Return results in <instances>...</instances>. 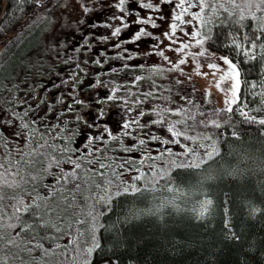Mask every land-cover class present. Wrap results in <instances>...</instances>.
I'll list each match as a JSON object with an SVG mask.
<instances>
[{
    "label": "snow or ice",
    "instance_id": "snow-or-ice-1",
    "mask_svg": "<svg viewBox=\"0 0 264 264\" xmlns=\"http://www.w3.org/2000/svg\"><path fill=\"white\" fill-rule=\"evenodd\" d=\"M20 2L34 3L35 8L40 10V18L47 15L55 19L56 7H67L60 4L59 0L55 4L52 0ZM96 2L97 0H88V3H83L80 0L85 17L96 10ZM100 7L104 5L100 4ZM110 7L115 10L112 15L104 21L97 19L90 25L93 29H110V35H96L95 32L87 34L83 42L74 47L76 56H68L64 52V63L74 62L67 77L57 71L58 81H49L47 87L41 85L42 92L49 95L50 103L41 99L33 104L31 101L35 97L32 93H26L20 98L14 97L11 101L0 98V104L9 106L7 110L11 116L0 119V125L15 128L10 136L5 135V130L0 128V147L4 148L5 153L0 156V264H66L68 247L78 245V237L82 235L77 226L84 221L74 212L78 206V196L84 190L97 186V177L106 175L100 170L123 167V164H116V160H123L126 164H139L137 178H141L143 172L140 169L145 165L150 167L147 162L156 159V156L147 154L150 151L149 141L162 145L171 142L186 149L181 138H188L184 129L189 120L192 127H196L197 116L211 115L213 112L219 116L225 110L231 113L233 105L239 106V114L245 120L264 125V118L253 114L264 113V0H135L134 4L132 0H113ZM133 16L135 19H132ZM160 21L166 22L168 27L157 35L150 29L161 28ZM83 23L84 17H81L79 24ZM136 25L139 27L134 28ZM216 29H220V32L216 33ZM217 34L226 41L223 47L234 49L237 57L242 55L245 64L255 61L261 65L260 78L251 81L245 78L242 81L238 62H233L229 56H221L219 59L227 65L226 71L215 62L209 63L208 67L215 70L213 75L218 71L222 72L216 81V87L226 91L231 97L225 100V110L213 109L206 113L199 106H195V111L183 106L176 110L161 106L151 110L139 107L146 103V98L155 95L151 89L159 86L151 76L135 74L129 79L131 73L139 70L141 73L150 72L155 75L180 70V66L186 64L189 57L198 70L201 67L198 58L210 55L205 44L215 42L214 35ZM51 40L53 43L46 44L44 51H55L58 59L61 50L69 48V43L54 33ZM93 40L103 45L98 54ZM165 40L168 41L167 44H164ZM140 42L149 46L143 57L159 56L171 67L165 69L159 65L149 66L146 61L131 63L142 59L138 51ZM197 47L199 52L190 51ZM168 51L177 55L175 62L165 55ZM37 55L43 53L38 51ZM211 55L215 56L214 53ZM113 61L122 63L114 66ZM92 66L104 71H90ZM91 76H95V79H88L85 83V78ZM143 80H151L148 85L150 90L147 92L143 90ZM228 81H231L230 87L223 88ZM242 85L246 90L243 101L240 99ZM26 86L31 87L32 92L36 91L34 83ZM133 88L136 91H132ZM98 89L104 91H96ZM86 90H92L94 95L81 96ZM248 95L253 97V102L258 98L259 106L250 107ZM182 99L187 101V97ZM187 102L193 105L192 101ZM110 104L125 114L119 134H113L106 123L111 114ZM16 105L23 106V110L16 111ZM153 115L156 119H144ZM49 117L54 118L57 123H50ZM14 120L19 121L18 126L13 123ZM152 125L166 127L171 139L154 132L146 133L145 138H141L140 133L144 129H150ZM207 126L213 125L210 123ZM125 137L136 142L128 145ZM21 138L23 143L20 142ZM77 139L82 140L83 148L87 149L86 154L76 147H68ZM57 140L63 141V145H58ZM134 151L142 153L138 161L111 155ZM158 151L170 154L171 150L161 148ZM69 153L79 155L74 157ZM65 164L72 166L70 171H65ZM97 165L98 168H94ZM53 168L58 170L57 173L52 171ZM47 176H55V184L44 183ZM73 227H77V235L69 240L68 245L59 243L65 229L71 230ZM98 230L93 228L95 232ZM99 250L101 245L93 236L92 245L82 250L77 249L73 259L80 256L83 264H93L94 254ZM62 256L65 259H61ZM112 264L118 262L113 260Z\"/></svg>",
    "mask_w": 264,
    "mask_h": 264
},
{
    "label": "trees",
    "instance_id": "trees-1",
    "mask_svg": "<svg viewBox=\"0 0 264 264\" xmlns=\"http://www.w3.org/2000/svg\"><path fill=\"white\" fill-rule=\"evenodd\" d=\"M65 1L59 0V3ZM60 8L56 7L54 15ZM39 11L34 3L0 0V98L11 101L14 97L32 93L35 97L31 101L33 104L41 99L50 103L49 95L42 92L41 85L47 87L45 81L56 77L60 67H74V62L64 63L65 51L68 56L77 55L69 48L61 50L58 59L55 51H44L46 44L53 43L49 39L53 19L47 15L40 18ZM224 31L226 34L227 29ZM215 32L219 33L220 29ZM214 41L207 42L205 48L238 62L242 81L260 78L261 65L258 62L245 64L242 55L237 57L233 49L223 47L226 41L218 34L214 35ZM68 43L70 47V41ZM38 51L43 55L38 56ZM112 63L115 66L122 62ZM91 68L104 71L95 66ZM190 71L186 63L180 66V70L162 74L141 73L139 70L131 73L129 79L135 74L151 76L159 86L151 89L155 95L146 98V103L139 107L151 110L156 106L166 107L162 104L167 103L174 106L168 107L173 110L181 106L193 111L199 106L206 113L213 109L225 110L215 105L211 93L199 89ZM33 83L35 92L26 86ZM150 83L151 80L141 82L145 92L150 90ZM245 92L242 85L241 101L246 98ZM182 97H187L193 105ZM247 100L250 107L259 106L258 98L253 102V97L248 95ZM109 107L111 111L117 110L111 104ZM238 107L233 105L231 113L225 110L219 116L215 112L197 116L196 127H192L189 120L184 129L188 138H181L186 149L171 142L162 145L149 141L147 154L156 156V159L147 162L150 167L145 165L140 169L143 172L141 178H137L140 165L126 164L123 160L115 161L123 167L100 170L106 175L97 177V186L84 190L77 198L78 206L74 212L84 223L77 226L82 235L78 237V245L68 247L66 264H72L77 249L92 245L93 236L101 245V250L94 254V264H112L113 260L118 264H264V125L245 120ZM8 108L7 104H0V119L11 118ZM14 109L22 111L23 106L16 105ZM253 114L264 118V113ZM209 118L215 119L211 123L213 126H207ZM49 120L52 124L57 123L52 117ZM13 123L18 126L19 121ZM120 125L111 128L113 134L121 132ZM70 126L73 125L70 123ZM0 128L9 136L15 131L7 125H0ZM152 132L171 139L166 127L157 125L144 129L140 136L145 138L146 133ZM20 142L23 143V138ZM125 142L131 145L136 141L125 137ZM56 143L63 145L60 140ZM82 144V140L77 139L68 147H76L86 154L87 149ZM161 148H169L170 154L167 151L160 153L158 149ZM4 154V148L0 147V156ZM69 155L75 157L79 153ZM111 155L138 161L142 153L116 152ZM63 167L65 171L72 168L70 164ZM52 171L57 173L58 170L53 168ZM128 175L133 177L130 185L126 184ZM55 179V176H47L43 182L53 185ZM77 227L65 229L58 242L68 245L69 240L77 235ZM94 227L99 230L93 231Z\"/></svg>",
    "mask_w": 264,
    "mask_h": 264
},
{
    "label": "rangeland",
    "instance_id": "rangeland-1",
    "mask_svg": "<svg viewBox=\"0 0 264 264\" xmlns=\"http://www.w3.org/2000/svg\"><path fill=\"white\" fill-rule=\"evenodd\" d=\"M113 2V0H97L96 4H95V8L96 10L88 13V15L85 17L84 13L81 9V3L80 0H66L65 1V5H67V7L64 8H60L56 15H55V19H53V27L51 29V33H50V40H51V36L53 35V33L58 36L60 39L62 40H66L67 42L70 41V47H69V51L72 52L74 47L77 44H80L83 42L84 37L92 32H95L96 35H105L108 34L110 35V29H106V28H97V29H93L92 27H90V25L92 23H94L97 19L104 21L107 19L108 16L112 15L113 12L115 11L113 8L110 7L111 3ZM133 4L135 3V0H132ZM83 3H88V0H83ZM100 4H103L104 7H100ZM74 9V10H73ZM81 17H84V23L83 24H79V19ZM132 19H135V17L133 16ZM117 24L119 23V21L116 22ZM159 23L162 24V27L159 29H150V31L155 32L157 35H159L161 32L167 30V23L164 21H160ZM139 25L134 26V28H138ZM79 29V30H78ZM191 29H189L190 31ZM161 39H163V37H161ZM184 39H187L186 37ZM93 43L97 45L95 51L99 52V49L101 47H103V45H100L98 41L93 40ZM141 43V47L138 49V51L141 53L142 55V59L140 60H135L134 62L137 63H141L146 61L147 65H163V66H167L170 67L171 65L167 64V62L163 61L162 58H160L159 56H151V57H143V53L147 52L149 50V46L148 44H145L143 42ZM168 41L165 40L164 44H167ZM1 47V44H0ZM127 47H134L133 45H127ZM190 51L192 52H199L200 49L197 48H192L190 49ZM234 52L235 55V50H232ZM111 54V53H110ZM209 56L207 58L205 57H200L198 58V61L201 65V67L197 70L196 69V65L195 62L193 61V59L191 57L188 58L187 60V69L191 70L190 72L193 74L192 78L194 79V81L196 82V84L198 85L200 90H203L205 92H209L214 96V100H215V105L218 108H226L227 105L225 104V100L226 99H230L231 97L228 95V93L226 91H221L219 89H217L216 87V81L219 79V76L222 75V72H216V75H213V69H210L208 67L209 63L215 62L216 64L219 65V67L223 70H227V65H224L223 62L219 59V57L223 56L220 54H215V56H212L211 52H209ZM165 55H167L169 58H171L173 60V62H175L178 57L174 52H166ZM56 56V54H55ZM236 56V55H235ZM95 57H93L94 59ZM72 69H66L65 67H60L57 71L61 72L63 76L67 77L68 73L71 71ZM90 71H99L93 68H90ZM189 72V73H190ZM197 72H199L200 74H197ZM88 79H93V76L91 77H86L85 78V83H87ZM59 77L58 76H53L52 78H48L45 81V84L48 85L49 81H58ZM231 81H228L227 84H224L222 87L223 88H228L230 87ZM96 91H101L103 92L104 90L102 89H98ZM94 95V92L92 90H86L85 92L81 93V96H92ZM182 103V102H181ZM181 103H179V105H181ZM162 106H166V107H174L172 105H169L167 103L162 104ZM125 120V114L120 111V110H113L111 111L110 116L107 118L106 123L110 126V128L112 129H116L118 127V125L122 124L123 121ZM208 122L213 123L215 122V119H207ZM133 182V177L131 175H128L126 178V184H132ZM72 264H83V259L80 256H76V258L71 262ZM94 264V263H93Z\"/></svg>",
    "mask_w": 264,
    "mask_h": 264
}]
</instances>
